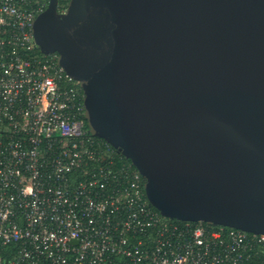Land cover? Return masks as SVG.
<instances>
[{
  "label": "water",
  "instance_id": "obj_1",
  "mask_svg": "<svg viewBox=\"0 0 264 264\" xmlns=\"http://www.w3.org/2000/svg\"><path fill=\"white\" fill-rule=\"evenodd\" d=\"M50 0L44 55L163 216L264 235V0Z\"/></svg>",
  "mask_w": 264,
  "mask_h": 264
},
{
  "label": "built area",
  "instance_id": "obj_2",
  "mask_svg": "<svg viewBox=\"0 0 264 264\" xmlns=\"http://www.w3.org/2000/svg\"><path fill=\"white\" fill-rule=\"evenodd\" d=\"M49 2L0 0V264L264 262L263 234L163 216L135 166L87 133L80 84L35 41Z\"/></svg>",
  "mask_w": 264,
  "mask_h": 264
},
{
  "label": "trees",
  "instance_id": "obj_3",
  "mask_svg": "<svg viewBox=\"0 0 264 264\" xmlns=\"http://www.w3.org/2000/svg\"><path fill=\"white\" fill-rule=\"evenodd\" d=\"M84 122H85V129L87 130V133L90 135V136H94V135H92V133H91V131H90V128H89V124H88V121H87V119H86V117H84ZM95 138H97V139H100V138H98V137H96V136H94ZM104 141V140H103ZM112 147V146H111ZM113 148V147H112ZM113 149H115V148H113ZM115 151H117L116 149H115ZM123 156V155H122ZM124 157V156H123ZM125 158V157H124ZM126 159V158H125ZM127 161H129L130 162V160H128V159H126ZM174 220V219H173ZM176 221H178V220H176ZM182 222V221H181ZM205 224H207V223H205ZM250 264H264V262H263V260L261 259V258H256V259H253L252 261H251V263Z\"/></svg>",
  "mask_w": 264,
  "mask_h": 264
}]
</instances>
